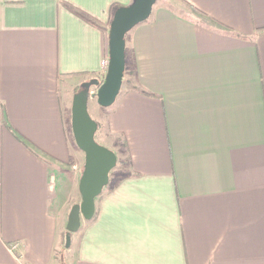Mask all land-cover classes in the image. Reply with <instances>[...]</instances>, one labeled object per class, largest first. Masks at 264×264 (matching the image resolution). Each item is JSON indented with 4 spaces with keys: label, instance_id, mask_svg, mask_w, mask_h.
<instances>
[{
    "label": "crops",
    "instance_id": "obj_1",
    "mask_svg": "<svg viewBox=\"0 0 264 264\" xmlns=\"http://www.w3.org/2000/svg\"><path fill=\"white\" fill-rule=\"evenodd\" d=\"M131 1L0 0V264H59L66 96L103 78ZM124 69L106 124L127 167L66 264H264V0L158 2Z\"/></svg>",
    "mask_w": 264,
    "mask_h": 264
},
{
    "label": "water",
    "instance_id": "obj_2",
    "mask_svg": "<svg viewBox=\"0 0 264 264\" xmlns=\"http://www.w3.org/2000/svg\"><path fill=\"white\" fill-rule=\"evenodd\" d=\"M157 0H132L118 6L113 12L108 28V62L102 79L90 78L81 82L73 94L70 125L76 146L84 153L78 181L81 200L71 205L66 221L65 247L71 244L81 220L90 219L95 211L96 198L109 182V172L117 162L116 153L95 139L98 123L88 112V101L94 97L101 106L111 105L118 95L125 68L126 34L151 14ZM91 87L96 89L93 91Z\"/></svg>",
    "mask_w": 264,
    "mask_h": 264
},
{
    "label": "rangeland",
    "instance_id": "obj_3",
    "mask_svg": "<svg viewBox=\"0 0 264 264\" xmlns=\"http://www.w3.org/2000/svg\"><path fill=\"white\" fill-rule=\"evenodd\" d=\"M158 2H163V0H157L155 4H157ZM124 76L125 77L123 80V84L121 86V89L118 95L116 96L117 98L121 94L123 87L126 86L127 82L130 81L132 78L128 72ZM79 87L80 86H77L75 90L69 89L68 95L66 96L67 97V103H66L67 108H66V113H65L66 115L65 128H66L67 136L70 142L73 143L74 152L79 153L82 156V158H80V162H79L77 155H76L77 153H74L73 155H71V160H69V162L67 163V167L65 168L67 170L65 177L63 181L59 182V188H58L59 204L58 206L55 205L54 208H56L57 210L56 213L60 221L63 219H66V216L68 214V211L71 205H73L74 203H78L81 200L80 193L78 191V179H79L81 167H82L83 160H84V153L83 152L81 153L79 149L77 148L74 142L72 132H71V127H70V106L72 102L73 91L76 92L79 89ZM93 90H95L94 87H93ZM112 106H113V103L109 106H101L96 102L95 98H90L88 101V112L90 116L94 120H96L98 123V129L96 130V134H95L96 141L110 148L117 155L116 165L110 171V175H109L110 181H109V184L106 185V187H104V191H106L111 186V184L122 174V172H124V170L127 167L125 155L120 148L121 142L119 139L117 141L115 137L109 132L107 124H106V114L109 112V110H111ZM72 163L76 164V166L74 165L72 167ZM82 221H84V219H82ZM65 232H66V228L63 230L61 241L58 245H56V249L54 253V256L55 258H57V262L59 264H66L67 251L69 249V247H65L64 245ZM16 257L18 260L20 259L18 255Z\"/></svg>",
    "mask_w": 264,
    "mask_h": 264
},
{
    "label": "built area",
    "instance_id": "obj_4",
    "mask_svg": "<svg viewBox=\"0 0 264 264\" xmlns=\"http://www.w3.org/2000/svg\"><path fill=\"white\" fill-rule=\"evenodd\" d=\"M107 62H108V58L102 60L101 63H102V65H104L105 67H107ZM93 91H94V90H93ZM9 248H10L12 251H14V250H16V248H17V244L13 243V244H11V245L9 246Z\"/></svg>",
    "mask_w": 264,
    "mask_h": 264
},
{
    "label": "trees",
    "instance_id": "obj_5",
    "mask_svg": "<svg viewBox=\"0 0 264 264\" xmlns=\"http://www.w3.org/2000/svg\"><path fill=\"white\" fill-rule=\"evenodd\" d=\"M124 70H125V69H124ZM141 92H143V93H145V94H147V95H153V94L150 93V92H146V91H141ZM97 129H98V128H97ZM95 134H96V133H95ZM109 175H110V172H109ZM109 181H110V177H109ZM108 184H109V182H108ZM108 184H107V185H108ZM104 187H106V186H104ZM104 187H103V190H104ZM103 190H102V191H103ZM100 195H101V194H100ZM100 195H99V196H100Z\"/></svg>",
    "mask_w": 264,
    "mask_h": 264
}]
</instances>
